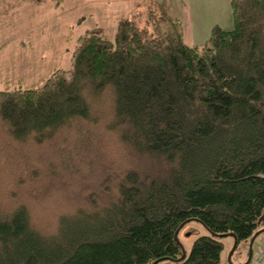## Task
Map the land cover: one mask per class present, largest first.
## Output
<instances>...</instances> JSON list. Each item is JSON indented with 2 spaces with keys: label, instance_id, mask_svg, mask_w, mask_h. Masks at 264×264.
Listing matches in <instances>:
<instances>
[{
  "label": "trees",
  "instance_id": "16d2710c",
  "mask_svg": "<svg viewBox=\"0 0 264 264\" xmlns=\"http://www.w3.org/2000/svg\"><path fill=\"white\" fill-rule=\"evenodd\" d=\"M159 8L155 39L124 20L81 38L70 77L0 91V264H221L259 232L264 0H231L202 49ZM191 221L210 235L187 255Z\"/></svg>",
  "mask_w": 264,
  "mask_h": 264
},
{
  "label": "rangeland",
  "instance_id": "374dc122",
  "mask_svg": "<svg viewBox=\"0 0 264 264\" xmlns=\"http://www.w3.org/2000/svg\"><path fill=\"white\" fill-rule=\"evenodd\" d=\"M168 1L173 13H178L189 24L199 20V25L207 26L215 20L230 19L227 13L231 12V0ZM160 2L162 0H25L20 6L16 3L10 12L0 8V91L41 88L56 72L70 77L81 38L86 33L97 32L113 41L124 20L135 22L144 40L155 39L153 22L161 18ZM186 30L187 45L205 47L201 36H196L188 26ZM103 111L105 113V109ZM262 230L264 216L259 220V231ZM208 235L210 232L201 223L191 221L180 228L178 238L183 251L189 255L194 242ZM254 237L242 241L237 248L233 237L223 238L221 264H249L250 255L257 254L264 245V232Z\"/></svg>",
  "mask_w": 264,
  "mask_h": 264
},
{
  "label": "crops",
  "instance_id": "0c3cea01",
  "mask_svg": "<svg viewBox=\"0 0 264 264\" xmlns=\"http://www.w3.org/2000/svg\"><path fill=\"white\" fill-rule=\"evenodd\" d=\"M188 2H187V8H188ZM184 6H185V3H184ZM186 8V7H185ZM186 8V9H187ZM188 10V9H187ZM230 14V19H225L224 21H219V20H215L214 23L212 24H209V25H199V20H196V22H193L192 24L188 23L186 19H183L178 13L174 15L176 17H179L182 22H183V34H184V40L186 39V33H187V26L189 27V29L192 28V32H195L196 36H201L203 38V41L206 45V41L208 39V37L210 36L211 34V31L212 29L215 27V26H220L222 27L223 29H226V30H230L231 29V25H232V18H231V12L227 13V15ZM186 21V22H185ZM190 35V34H189ZM192 41V40H191ZM186 42V41H185ZM193 42V41H192ZM191 42V43H192ZM187 44V43H186ZM192 46V45H190ZM193 47H197V46H193ZM222 262V261H221Z\"/></svg>",
  "mask_w": 264,
  "mask_h": 264
},
{
  "label": "built area",
  "instance_id": "2783aa9c",
  "mask_svg": "<svg viewBox=\"0 0 264 264\" xmlns=\"http://www.w3.org/2000/svg\"><path fill=\"white\" fill-rule=\"evenodd\" d=\"M250 264H264V245L257 252V254H254Z\"/></svg>",
  "mask_w": 264,
  "mask_h": 264
},
{
  "label": "water",
  "instance_id": "95a60500",
  "mask_svg": "<svg viewBox=\"0 0 264 264\" xmlns=\"http://www.w3.org/2000/svg\"><path fill=\"white\" fill-rule=\"evenodd\" d=\"M262 232H264V230H262L261 232L259 231V234L262 233ZM257 233H258V232H257ZM257 233H256V234H257ZM255 236H256V235H255ZM232 237H233V238L235 239V241H236V246H235V248H237V246H238V242H237V240H236V236H235V235H232ZM254 238H255V237H254ZM176 240L179 242V239H178V233L176 234ZM252 255H253V254L250 255V260H251V258H252Z\"/></svg>",
  "mask_w": 264,
  "mask_h": 264
}]
</instances>
